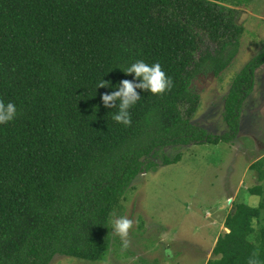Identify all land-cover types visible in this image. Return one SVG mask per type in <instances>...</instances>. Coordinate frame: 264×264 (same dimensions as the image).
Wrapping results in <instances>:
<instances>
[{"label": "trees", "instance_id": "trees-1", "mask_svg": "<svg viewBox=\"0 0 264 264\" xmlns=\"http://www.w3.org/2000/svg\"><path fill=\"white\" fill-rule=\"evenodd\" d=\"M249 2L0 0V100L17 108L0 125V264L103 260L112 218L135 179L183 158L153 156L237 140L264 50L225 97L223 134L193 121L201 104L193 82L234 62L245 33L236 8ZM136 60L158 62L172 86L141 92L124 126L101 100L113 88L96 87L132 80L121 70ZM250 170L257 184L249 193L261 202L234 204L207 264H264V157Z\"/></svg>", "mask_w": 264, "mask_h": 264}, {"label": "rangeland", "instance_id": "rangeland-1", "mask_svg": "<svg viewBox=\"0 0 264 264\" xmlns=\"http://www.w3.org/2000/svg\"><path fill=\"white\" fill-rule=\"evenodd\" d=\"M236 9L245 27L239 54L220 76L200 75L193 82L194 92L201 96L193 121L215 135L227 132L224 101L234 79L264 50V0H250ZM178 153L183 154L181 162L141 174L127 191L115 213L132 221L126 247L114 234L103 260L57 256L52 264H207L214 259L218 238L229 231L224 223L234 204L261 202L249 189L257 184L250 166L264 157V66L256 72L237 140L166 148L151 160L161 163L163 155ZM165 250L171 254L165 255Z\"/></svg>", "mask_w": 264, "mask_h": 264}, {"label": "clouds", "instance_id": "clouds-1", "mask_svg": "<svg viewBox=\"0 0 264 264\" xmlns=\"http://www.w3.org/2000/svg\"><path fill=\"white\" fill-rule=\"evenodd\" d=\"M121 71L125 75L134 74L133 79L121 80L119 84L114 86L101 79L96 89L113 88L111 92L101 96L102 103L105 108L117 109L113 114V119L116 122L124 126H130L132 123L130 109L141 99L140 93L163 94L172 86V80L166 75L158 62L149 64L143 60H136ZM16 114L17 108L13 102L5 103L0 100V125L13 121ZM131 227L132 221L130 219L124 216H113V234L121 237L125 247L127 246V242L124 238L128 235ZM170 254V250H165V255Z\"/></svg>", "mask_w": 264, "mask_h": 264}]
</instances>
